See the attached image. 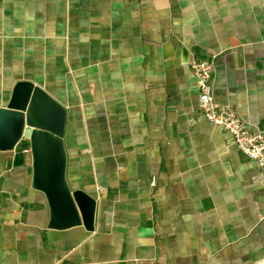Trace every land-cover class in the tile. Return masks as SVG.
I'll return each mask as SVG.
<instances>
[{"label":"crops","instance_id":"1","mask_svg":"<svg viewBox=\"0 0 264 264\" xmlns=\"http://www.w3.org/2000/svg\"><path fill=\"white\" fill-rule=\"evenodd\" d=\"M211 57L215 103L264 135V0H0V106L18 81L58 101L96 201L91 230L50 228L0 151V264H264V172L198 109Z\"/></svg>","mask_w":264,"mask_h":264},{"label":"water","instance_id":"2","mask_svg":"<svg viewBox=\"0 0 264 264\" xmlns=\"http://www.w3.org/2000/svg\"><path fill=\"white\" fill-rule=\"evenodd\" d=\"M65 108L41 87L18 81L4 106H0V151L15 152L22 160L31 187L41 191L49 208L50 228L83 225L93 228L95 199L81 189H72L66 179L63 142Z\"/></svg>","mask_w":264,"mask_h":264},{"label":"built area","instance_id":"3","mask_svg":"<svg viewBox=\"0 0 264 264\" xmlns=\"http://www.w3.org/2000/svg\"><path fill=\"white\" fill-rule=\"evenodd\" d=\"M213 67L214 57L190 63V70L198 88L199 112L204 119L227 131L237 148L247 158L253 160L260 171L264 172V135L261 131L251 130L233 107L219 106L215 103L211 84ZM155 184L156 177L151 176V187Z\"/></svg>","mask_w":264,"mask_h":264}]
</instances>
